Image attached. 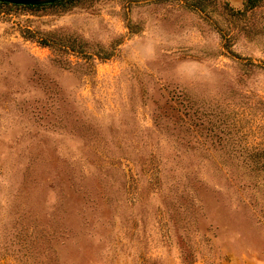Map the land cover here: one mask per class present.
<instances>
[{"label":"rangeland","instance_id":"rangeland-1","mask_svg":"<svg viewBox=\"0 0 264 264\" xmlns=\"http://www.w3.org/2000/svg\"><path fill=\"white\" fill-rule=\"evenodd\" d=\"M0 4V264H264V1Z\"/></svg>","mask_w":264,"mask_h":264},{"label":"trees","instance_id":"trees-1","mask_svg":"<svg viewBox=\"0 0 264 264\" xmlns=\"http://www.w3.org/2000/svg\"><path fill=\"white\" fill-rule=\"evenodd\" d=\"M69 0H60L51 4H44V5H15L11 4L12 6H21V7H28V8H43L46 6H53V5H59ZM213 0H194V3L192 4V7L198 10H203L205 5ZM264 0H243V11L250 10L258 5H260ZM0 4L10 5L5 2H0Z\"/></svg>","mask_w":264,"mask_h":264},{"label":"water","instance_id":"water-1","mask_svg":"<svg viewBox=\"0 0 264 264\" xmlns=\"http://www.w3.org/2000/svg\"><path fill=\"white\" fill-rule=\"evenodd\" d=\"M60 0H0V2H5L8 4L15 5H44L51 4Z\"/></svg>","mask_w":264,"mask_h":264}]
</instances>
